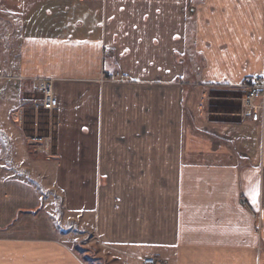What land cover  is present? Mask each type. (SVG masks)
I'll use <instances>...</instances> for the list:
<instances>
[{
  "label": "crops",
  "instance_id": "crops-1",
  "mask_svg": "<svg viewBox=\"0 0 264 264\" xmlns=\"http://www.w3.org/2000/svg\"><path fill=\"white\" fill-rule=\"evenodd\" d=\"M0 14V264H85L80 227L122 264H264V97L259 119L240 103L264 80V0H0ZM5 25L22 33L8 42ZM37 79L59 102L45 160L42 128L13 121Z\"/></svg>",
  "mask_w": 264,
  "mask_h": 264
},
{
  "label": "built area",
  "instance_id": "built-area-1",
  "mask_svg": "<svg viewBox=\"0 0 264 264\" xmlns=\"http://www.w3.org/2000/svg\"><path fill=\"white\" fill-rule=\"evenodd\" d=\"M124 79L121 74H117L114 77L108 79L112 82H120ZM245 97L243 99L242 106L244 109L250 111V116L254 119H259V114L262 111V107L256 105L259 99L264 97V80L258 77L255 84L247 87ZM33 95L36 97L31 107H23L14 116L13 121L16 124H20L24 127L27 118V112L30 111L32 119L35 120V130L41 126V121L45 120V115H49L50 119L47 122V127L51 130L43 133L36 132L31 141L34 145L31 149L34 150L36 155L53 157L56 155V130H52V127L56 124V113L58 110L59 102L54 94V81L51 79H37L36 86L33 91ZM54 124V125H53ZM46 128V127H45ZM51 133V134H50ZM54 153V154H53ZM142 264H168L162 257H145L142 260Z\"/></svg>",
  "mask_w": 264,
  "mask_h": 264
},
{
  "label": "rangeland",
  "instance_id": "rangeland-1",
  "mask_svg": "<svg viewBox=\"0 0 264 264\" xmlns=\"http://www.w3.org/2000/svg\"><path fill=\"white\" fill-rule=\"evenodd\" d=\"M1 19H4V20L6 19L7 20L8 18H7V16H5L3 14H0V21H2ZM3 28L6 29V31H7V33L5 35L8 38V42L10 41V39H11V41H14L13 38L14 37L16 38V36L18 34L22 33V31L17 26L15 27L16 28V31L14 33L11 32V31L9 33V30H14V28L13 27H10L9 25H5V26H3ZM12 34H14V35H12ZM8 45H9V43H8ZM106 80L109 81V82H112L111 80H108V79H106ZM7 95H9V94H7ZM244 97H245V95L242 97V99L240 101L241 105L243 103ZM244 112H245V110H244ZM244 112H242L241 116H245V113ZM32 115L33 114L30 111L27 112V118H26V122L24 124V128L28 132L29 131L34 132L35 131V127H36L35 120L32 119ZM43 118L45 120H42L40 122L41 123L40 128H42V132H44V133L49 130L48 131V134H49V132L51 130L47 127V122L49 121L50 117H49V115L48 116L45 115L41 119H43ZM17 125L23 128L22 125H20V124H17ZM52 130H56V132H57V119H56L55 126L52 127ZM32 137H33V135H32ZM24 148L26 149V151L29 149L28 146H27V143L24 144ZM31 151L33 152L32 155L33 156H37L39 159H42V160H45L47 158L49 159V157L48 156H45V155H42V156L36 155L34 153V150L33 149ZM56 152H57V149H56ZM57 212H58V215L57 216H59L60 218L62 217V218H65L66 220H68L67 217L64 215V212L62 213V208H61V203L60 202H58ZM59 217H56V220L57 221L60 220ZM76 221H77V219H76ZM65 225H66V227H69V229H71V228L73 229L74 226H75L71 221L70 222L67 221V223H65ZM79 229L81 230V232L76 233L77 243L74 246H78L79 245L81 251H84L85 252V254H83V256H88V258H90V259H93V258L96 259L97 260V264H122L123 263V257L120 254L116 253L114 250L109 249V248H106L104 245L100 244L95 239L94 234H93L92 231H88V230L86 231L82 227H80ZM129 261H131V260H129ZM129 264H133V262H130Z\"/></svg>",
  "mask_w": 264,
  "mask_h": 264
},
{
  "label": "trees",
  "instance_id": "trees-1",
  "mask_svg": "<svg viewBox=\"0 0 264 264\" xmlns=\"http://www.w3.org/2000/svg\"><path fill=\"white\" fill-rule=\"evenodd\" d=\"M74 251L80 256V258L82 259V261L85 264H97V260L96 259H90L88 258V256H83V254H85L84 251H81L79 245L78 246H74ZM82 256V257H81Z\"/></svg>",
  "mask_w": 264,
  "mask_h": 264
},
{
  "label": "snow or ice",
  "instance_id": "snow-or-ice-1",
  "mask_svg": "<svg viewBox=\"0 0 264 264\" xmlns=\"http://www.w3.org/2000/svg\"><path fill=\"white\" fill-rule=\"evenodd\" d=\"M259 195L258 189H257V196ZM254 201H255V197H254Z\"/></svg>",
  "mask_w": 264,
  "mask_h": 264
},
{
  "label": "water",
  "instance_id": "water-1",
  "mask_svg": "<svg viewBox=\"0 0 264 264\" xmlns=\"http://www.w3.org/2000/svg\"><path fill=\"white\" fill-rule=\"evenodd\" d=\"M31 145L33 144V142L30 143Z\"/></svg>",
  "mask_w": 264,
  "mask_h": 264
},
{
  "label": "bare ground",
  "instance_id": "bare-ground-1",
  "mask_svg": "<svg viewBox=\"0 0 264 264\" xmlns=\"http://www.w3.org/2000/svg\"><path fill=\"white\" fill-rule=\"evenodd\" d=\"M150 257H154V256H150Z\"/></svg>",
  "mask_w": 264,
  "mask_h": 264
}]
</instances>
